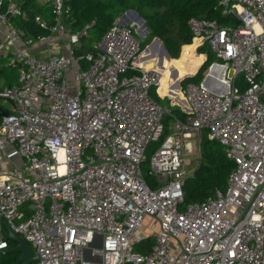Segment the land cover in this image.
I'll return each mask as SVG.
<instances>
[{
	"label": "built area",
	"instance_id": "1",
	"mask_svg": "<svg viewBox=\"0 0 264 264\" xmlns=\"http://www.w3.org/2000/svg\"><path fill=\"white\" fill-rule=\"evenodd\" d=\"M43 1L52 22L0 0V60L18 74L0 89L10 102L0 121V253L9 248L4 219L32 248L20 264H264V0H218L238 25L188 20L195 52L208 46L220 62L208 67L217 68L209 88L208 73L180 86L183 119L151 96L162 73L139 61L141 25L118 17L77 57L92 24L72 32L67 0ZM13 18L48 34L29 37ZM58 34L67 55L33 53ZM166 115L173 132L160 141ZM203 131L234 168L224 193L184 204L186 155ZM157 142L151 188L141 165ZM147 217L157 232L139 252Z\"/></svg>",
	"mask_w": 264,
	"mask_h": 264
},
{
	"label": "trees",
	"instance_id": "2",
	"mask_svg": "<svg viewBox=\"0 0 264 264\" xmlns=\"http://www.w3.org/2000/svg\"><path fill=\"white\" fill-rule=\"evenodd\" d=\"M24 1V4L21 5L23 9H32L33 13L39 14L52 22L50 10L48 15H46L43 8L38 7L34 3V0ZM66 5L69 7L67 24L72 28L71 30L77 31L85 25L92 24L87 32V37L80 40V47L75 52L77 57L94 52V45L110 29L119 14L128 9L135 11L143 19L145 26L149 30V33L145 36L142 49L154 38H158L170 57V60L167 59L162 53L160 44L155 43L142 52L139 61L142 63L153 61L156 68L159 67L160 60H162L166 67H169L170 63L175 65L174 67L165 69V76L161 79L157 92L160 96L170 97L171 103L182 107L184 110L188 108L182 97L179 82L183 79L180 84L181 87L188 82H201L203 80V73L214 62V56L208 54L202 64L203 56L196 55V43L191 44V33L187 24L188 20L196 18L213 20L222 26L234 25L230 16L222 14V8L219 6L218 0H67ZM12 23L15 27L24 30L29 37L48 34L40 30L30 19L25 21L20 18H13ZM185 45L193 47L192 50L196 59L192 62L184 61L187 57V48L183 49ZM182 49L183 53L181 54ZM201 49H199L200 51L198 50V54L203 53ZM6 68L10 67H4L0 63V72ZM215 69L217 68H211L210 74ZM10 70L13 71L14 69L10 68ZM196 71L197 73L195 74ZM14 72L17 71L14 70ZM193 74L195 75L192 76ZM17 80L18 74L16 73L11 81L2 85L0 89L15 84ZM151 96L178 118L183 119L185 117V113L179 107L171 105L170 100L166 97L160 98L154 89L151 91ZM5 111L6 109L0 104V114ZM165 118L170 119L171 117L165 116ZM165 118L163 122L166 120ZM159 145L160 142H157L148 149L152 148L154 152ZM201 153L200 163L192 175L183 182L184 204L201 202L207 197L214 196L216 192L224 193L228 176L234 168L233 162L227 159L222 147L208 140L207 137H203L201 140ZM143 177L151 187L152 177L150 173L143 174ZM152 243L153 236H147V239L136 244L134 248L136 251L145 252L150 248ZM8 246L12 248L15 246V243L8 240ZM19 257L20 253L17 252L0 253V264H16Z\"/></svg>",
	"mask_w": 264,
	"mask_h": 264
},
{
	"label": "rangeland",
	"instance_id": "3",
	"mask_svg": "<svg viewBox=\"0 0 264 264\" xmlns=\"http://www.w3.org/2000/svg\"><path fill=\"white\" fill-rule=\"evenodd\" d=\"M128 10H130V9H128ZM136 23V22H135ZM144 26H145V24H143ZM139 29V28H138ZM142 31H144L143 30V26L141 25V28H140V30H139V36H138V39L141 41V49H142V45H143V42H144V40H145V37H143L142 36ZM146 36H147V34H146ZM152 42V41H151ZM150 42V43H151ZM149 43V44H150ZM148 44V45H149ZM147 46V45H146ZM145 46V47H146ZM145 47H144V49H145ZM190 48H192L191 46H188V48H187V51H186V53H187V57L184 59V61L185 62H192L193 60H195L196 58L193 56V52H192V49H190ZM202 50V52H203V54H205L206 55V58H207V55L208 54H210V55H212V56H214L212 53H211V50H210V48L208 47V46H205L204 48H202L201 49ZM185 51V50H184ZM200 51V50H199ZM183 53V50H182V52H181V54ZM180 59H181V55H180ZM184 62V63H185ZM214 62H220L217 58H215L214 57ZM163 63V62H162ZM204 62H202V64H203ZM201 64V65H202ZM200 65V66H201ZM169 66L170 67H174L175 65L173 64V63H170L169 64ZM200 66H199V68H200ZM198 68V69H199ZM198 69H197V71H198ZM197 71L195 72V74L197 73ZM207 73H208V68L205 70V72L203 73V79H204V77L207 75ZM16 74V72H14V70L12 71V70H10V68H6L5 70H2V72H0V87L2 86V85H4V84H6V83H8V82H10L11 81V79L14 77V75ZM195 74H193L192 76H194ZM192 76H189V77H192ZM189 77H185V78H189ZM184 78V79H185ZM183 80V79H182ZM181 80V81H182ZM181 81H180V83H179V87L181 86L180 84H181ZM243 81H242V77L241 76H239L238 78H237V80H236V84H240V83H242ZM0 104L6 109V110H10V102H8V101H4V100H0ZM170 104L171 105H175V106H177V107H179V109L181 110H184L182 107H180V106H178V105H176V104H173V103H171V100H170ZM166 116H168V115H166ZM165 118V117H164ZM166 119V118H165ZM172 127H173V123H172V119L170 118V119H166L165 121H164V133H163V136H162V138L160 139V141H162L167 135H169V134H171L172 132H173V130H172ZM201 136H202V134H201ZM205 137V136H204ZM190 143L192 144V152L191 153H188L187 155H186V158H187V160H188V166H187V170H188V172H190L191 174L193 173V171L196 169V167L198 166V164L200 163V161H201V156H202V153H201V142L199 143V138H191V141H190ZM154 144H156V143H154ZM154 144H152L151 146H153ZM150 146V147H151ZM152 152H153V149L152 148H150V149H148L147 150V152H146V154H145V161L142 163V165H141V170H142V173L143 174H145V173H148V172H150V157H151V154H152ZM151 177H152V188H155V181H156V178H155V176H152L151 175ZM150 183V182H149ZM150 185V184H149ZM156 222L153 220V219H146L145 221H144V223H143V225H142V229H141V232H143V233H145V234H147L148 236H154V234H155V229H156ZM5 232H6V230H5Z\"/></svg>",
	"mask_w": 264,
	"mask_h": 264
},
{
	"label": "crops",
	"instance_id": "4",
	"mask_svg": "<svg viewBox=\"0 0 264 264\" xmlns=\"http://www.w3.org/2000/svg\"><path fill=\"white\" fill-rule=\"evenodd\" d=\"M35 2L34 3H36V5L38 6V7H41V8H43V10L46 12V15H48V12H49V8H48V6H47V4H45V2L43 1V0H34ZM24 0H20L19 1V3L22 5V4H24ZM34 10H35V8H34ZM127 11H129V10H126V11H124L123 13H121V14H119L118 16H117V18L119 17V18H122V20H123V22L124 23H129L130 21L131 22H136L137 24H139V25H141L137 20H135L134 19V17H133V15L131 14V13H128ZM133 11V10H132ZM46 19V18H45ZM144 24V23H143ZM143 26V25H142ZM70 28V27H69ZM72 28H70V30H71ZM71 31H73V30H71ZM144 33V31H142V34ZM146 36V35H145ZM144 36V37H145ZM2 38V36H0V39ZM52 42H54L53 43V45H51V46H48V45H44L43 47H41V48H34L33 49V53H35L36 55H38V56H41V57H46L47 55H48V53H50V54H58V55H67L68 54V49H69V45H68V42H67V36L65 35V34H58V35H55L53 38H52ZM155 43H157V42H154V43H152L148 48H150L153 44H155ZM159 44V43H158ZM191 45V44H190ZM183 47V46H182ZM181 47V48H182ZM188 47V45H185L184 47H183V49H185V48H187ZM182 49V50H183ZM192 49V48H191ZM181 52V51H180ZM196 53V55H202L203 56V62L206 60V55L205 54H198L197 52H195ZM1 64H2V66H4V67H6V64H5V62L4 61H2L1 60V62H0ZM143 64H145L146 66H154L155 64L153 63V61H148V62H144ZM163 66H164V64H163ZM164 68H171L170 66L169 67H166V66H164ZM17 73V72H16ZM209 79H210V77L209 76H207V78L205 79V85L209 88L210 87V83H209ZM211 82V81H210ZM157 94V93H156ZM160 98H164V96H160L159 94H157ZM167 98V97H166ZM169 99V98H168ZM170 100V99H169ZM181 111H182V109H181ZM182 112H184V111H182ZM3 113V112H2ZM2 113L0 114L1 116H2ZM206 137V131H203L202 132V136H201V139H200V142H201V140L203 139V137ZM146 219H150L151 220V218H149V217H147V218H145L144 219V221L146 220ZM144 221H143V223H144ZM155 231L157 232V226H156V229H155ZM155 232V233H156ZM143 233V232H142ZM145 234V233H144ZM146 236H148L147 234H145Z\"/></svg>",
	"mask_w": 264,
	"mask_h": 264
},
{
	"label": "water",
	"instance_id": "5",
	"mask_svg": "<svg viewBox=\"0 0 264 264\" xmlns=\"http://www.w3.org/2000/svg\"><path fill=\"white\" fill-rule=\"evenodd\" d=\"M127 12L131 13L133 15L134 19L137 20L141 25H143V23H144L143 19L135 11L129 10ZM230 18L232 19V21H233V23L235 25L239 24V21L237 20V18L235 16H233L232 14H230ZM143 30H144V33L142 34V36L144 37L146 34L149 33V30L144 25H143ZM154 42H157V43L160 44L161 49H162V53L166 56L167 59L170 60V57H169L168 53L166 52L165 48L163 47L162 43L160 42V40L158 38H154L152 40V42L145 47L144 50H146ZM162 65H163L162 60H160L159 66H162ZM6 115H7L6 112L2 113V116H6ZM1 223L3 224V226H4L5 230H6L7 239L11 240L12 242L15 243L14 247L7 248V249L4 250V252H17V253H20V257L17 260L16 264H20V263H23V262H28L30 260V257L33 254L31 246L23 238H21V237L17 236L16 234H14L13 231L7 225V223L4 221V219H1Z\"/></svg>",
	"mask_w": 264,
	"mask_h": 264
},
{
	"label": "bare ground",
	"instance_id": "6",
	"mask_svg": "<svg viewBox=\"0 0 264 264\" xmlns=\"http://www.w3.org/2000/svg\"><path fill=\"white\" fill-rule=\"evenodd\" d=\"M192 47V46H191ZM188 48V47H187ZM193 48V47H192ZM191 49V48H190ZM192 52H193V50H192ZM193 54V56H194V53H192ZM154 63V62H153ZM153 66H146V68L148 69V68H152ZM155 67V66H154ZM212 68H214V67H212ZM157 69H159L160 71H161V73H162V76H161V79L165 76V69L166 68H164V66L162 65V66H159ZM211 70V69H210ZM217 73V69H215V71H213V73H211L210 74V71L208 72V75H209V77H210V79H209V83H210V81H211V78L212 77H214L215 76V74ZM161 79H160V81H161ZM213 91H215V93H222L223 92V87L222 86H219V87H216V89H212Z\"/></svg>",
	"mask_w": 264,
	"mask_h": 264
}]
</instances>
